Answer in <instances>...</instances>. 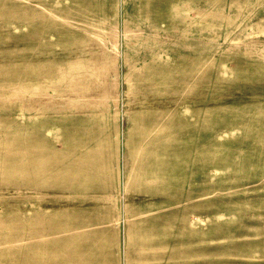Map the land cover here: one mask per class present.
Returning a JSON list of instances; mask_svg holds the SVG:
<instances>
[{
  "label": "rangeland",
  "instance_id": "1",
  "mask_svg": "<svg viewBox=\"0 0 264 264\" xmlns=\"http://www.w3.org/2000/svg\"><path fill=\"white\" fill-rule=\"evenodd\" d=\"M0 264H264V0H0Z\"/></svg>",
  "mask_w": 264,
  "mask_h": 264
}]
</instances>
